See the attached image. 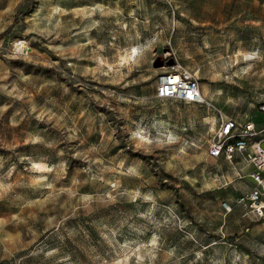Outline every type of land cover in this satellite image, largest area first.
<instances>
[{"label":"rangeland","instance_id":"obj_1","mask_svg":"<svg viewBox=\"0 0 264 264\" xmlns=\"http://www.w3.org/2000/svg\"><path fill=\"white\" fill-rule=\"evenodd\" d=\"M263 104L264 0H0V264H264L252 163L209 156Z\"/></svg>","mask_w":264,"mask_h":264},{"label":"built area","instance_id":"obj_2","mask_svg":"<svg viewBox=\"0 0 264 264\" xmlns=\"http://www.w3.org/2000/svg\"><path fill=\"white\" fill-rule=\"evenodd\" d=\"M156 97L193 105L205 103L199 80L185 71L160 75ZM260 113L264 114V104L260 107ZM247 154L254 168L249 175L252 186L237 199L235 205L224 202L223 209L228 215L234 208H240L244 219L264 222V123L257 125L253 120L240 123L230 117L222 118L219 129L210 142L209 156L213 159L224 157L232 162Z\"/></svg>","mask_w":264,"mask_h":264},{"label":"crops","instance_id":"obj_3","mask_svg":"<svg viewBox=\"0 0 264 264\" xmlns=\"http://www.w3.org/2000/svg\"><path fill=\"white\" fill-rule=\"evenodd\" d=\"M259 115H262L263 116V118H259V119H261L260 121H262V122H258L257 121V125H262L263 123H264V114H259ZM250 152V151H249ZM249 155L247 154L245 157H248ZM245 157H238L237 159H240V160H244L245 159ZM247 167H248V165L244 168V170L245 171H247V170H250L249 172L247 171V173H249L248 174V177L246 178L247 179V181L249 182V184H250V188H251V186H252V181L249 179V175L254 171V168L252 167V165L250 164V167H251V169H250V167L247 169ZM249 188V189H250ZM241 196V195H240Z\"/></svg>","mask_w":264,"mask_h":264},{"label":"bare ground","instance_id":"obj_4","mask_svg":"<svg viewBox=\"0 0 264 264\" xmlns=\"http://www.w3.org/2000/svg\"><path fill=\"white\" fill-rule=\"evenodd\" d=\"M16 48H17V50H18L19 52H23V51L26 49V48H25V44L22 43V42L17 43ZM256 123H257V122H256ZM251 165H252V164H251ZM252 167H253V165H252Z\"/></svg>","mask_w":264,"mask_h":264}]
</instances>
